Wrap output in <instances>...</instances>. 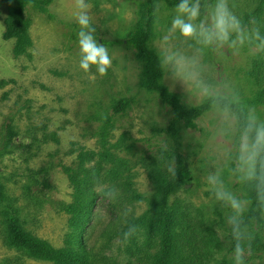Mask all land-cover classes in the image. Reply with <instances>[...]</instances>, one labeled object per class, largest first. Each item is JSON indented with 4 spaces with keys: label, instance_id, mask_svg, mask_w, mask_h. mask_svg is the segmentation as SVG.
<instances>
[{
    "label": "rangeland",
    "instance_id": "rangeland-1",
    "mask_svg": "<svg viewBox=\"0 0 264 264\" xmlns=\"http://www.w3.org/2000/svg\"><path fill=\"white\" fill-rule=\"evenodd\" d=\"M89 3L100 43L127 38L136 25L140 0ZM176 4L159 2L150 42L162 61V83L186 107L201 106L210 100L201 96L188 75L194 70L217 89L233 86L243 105L254 106L264 119V52L202 50L195 40L171 30ZM213 4L214 0H201L202 20L208 19ZM229 4L249 28L260 27L264 36V0ZM14 6V0H0V80L14 81L0 87V172L9 198L0 204V264H55L7 246L1 211L9 203L8 217H17L27 231L56 249L75 238L84 213L68 212L75 192L66 168L77 167L81 151L97 154L88 163L94 173L86 187L94 191L96 201L82 232L85 255L92 264H152L161 249V234L151 222L128 240L110 239L105 231L109 225L123 228L130 218L145 215L174 174L175 151L191 173L167 203L185 264H235L232 230L226 222L231 211L215 200L207 178L219 174L231 192L249 202L245 221L250 201L245 183L232 171L236 128L222 134L211 107L195 120V127L179 126L174 138L169 132L172 108L157 93L141 87L142 66L129 45L104 44L112 59L107 74L101 76L95 67L85 73L79 66L74 0H53L46 11L27 6L32 46L16 58L15 41L3 38L5 19ZM253 20L257 23H250ZM180 58L187 62L185 71L176 66ZM123 98L131 103L125 112L115 114L114 107ZM52 134H57L58 142ZM109 188L117 190L114 200L104 195ZM246 229L251 240L245 243V264H264V212L262 222Z\"/></svg>",
    "mask_w": 264,
    "mask_h": 264
},
{
    "label": "trees",
    "instance_id": "trees-1",
    "mask_svg": "<svg viewBox=\"0 0 264 264\" xmlns=\"http://www.w3.org/2000/svg\"><path fill=\"white\" fill-rule=\"evenodd\" d=\"M53 0H14L15 6L9 11L5 19V32L3 38L5 40H14V56L19 58L27 54L28 49L32 46L30 36V22L25 16V9L32 5L39 10L46 11ZM159 2L167 4H176L172 0H140L138 6V20L129 36L125 39L104 40L105 45H122L126 44L135 49L136 57L141 63L142 69L140 74L141 87L148 91L155 92L159 97L172 108L173 118L169 125V132L175 138L178 128L181 125L186 127H195V120L204 112L211 109V101L195 108L186 107L180 98L169 91L162 83L163 65L160 56L151 47L150 42L153 38L156 28L157 7ZM13 80H0V87H4ZM131 101L123 98L118 101L114 107L115 114L123 113L129 107ZM7 136L10 139L12 128L10 125L6 127ZM52 139L58 142L57 134H52ZM94 151H81L78 155V164L76 168H66L69 181L74 188V202L68 207V212L75 216L77 213L84 216L80 219L76 229L79 231L74 239H68L66 247L56 249L49 242L42 240L31 232L27 231L23 223L17 218L8 217L12 211L9 203L1 214L6 217L3 221L4 238L8 247L24 251L30 257L52 262L55 264H92L85 255L86 246L82 239V232L90 219L93 212L96 195L87 184L91 180L94 169L88 167V163L96 157ZM104 157V156H100ZM176 163L174 174L167 185L163 186L159 191L158 197L148 209L143 217L130 218L123 228H117L116 225H109L105 234L110 239L123 236L129 226L135 225L136 229L151 222L161 234V249L153 257L152 264H185V258L180 248L175 231L171 226L172 216L167 213V203L169 198L176 193L181 186L190 179V171L184 166L182 156L178 151L174 152ZM245 192L250 201L249 212L244 227L250 226L251 223L262 222V214L264 206L260 205L256 199V185L254 182L245 183ZM9 200L6 194V188L2 181L0 172V204L7 203ZM231 251L234 252L235 241L233 239ZM257 242L254 243L256 248Z\"/></svg>",
    "mask_w": 264,
    "mask_h": 264
},
{
    "label": "clouds",
    "instance_id": "clouds-1",
    "mask_svg": "<svg viewBox=\"0 0 264 264\" xmlns=\"http://www.w3.org/2000/svg\"><path fill=\"white\" fill-rule=\"evenodd\" d=\"M74 2V18L79 26V66L85 73L95 67L104 76L112 66V59L108 49L96 39L92 6L89 0ZM175 11L171 30L178 31L187 40H195L202 50L215 52L228 49L235 55L245 48L264 52V36L261 35L260 27L249 28L232 10L229 0H214L207 20L201 19V0H178ZM250 23L257 22L253 20ZM176 66L181 71L188 67L183 58L176 61ZM188 75L196 81L201 96L211 101V107L222 125L221 133L227 134L233 127L236 128L238 137L232 171L242 183H255L257 202L264 206V119L254 106L243 105L242 98L233 86L217 89L200 80L194 70L189 71ZM207 183L215 200L225 204L231 211L226 222L235 241L233 259L235 264H245V243L251 240V235L247 234L243 226V216L249 202L231 192L217 173L209 175ZM104 195L114 200L117 190L109 188L104 191ZM135 232V225L129 226L123 238L128 240Z\"/></svg>",
    "mask_w": 264,
    "mask_h": 264
}]
</instances>
